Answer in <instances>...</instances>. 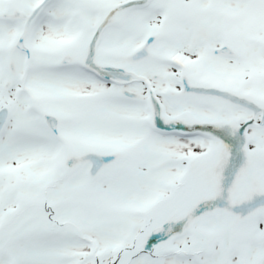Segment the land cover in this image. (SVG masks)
<instances>
[{
  "label": "snow or ice",
  "instance_id": "1",
  "mask_svg": "<svg viewBox=\"0 0 264 264\" xmlns=\"http://www.w3.org/2000/svg\"><path fill=\"white\" fill-rule=\"evenodd\" d=\"M0 264H264V0H0Z\"/></svg>",
  "mask_w": 264,
  "mask_h": 264
}]
</instances>
